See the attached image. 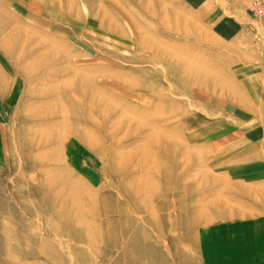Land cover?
Instances as JSON below:
<instances>
[{"label":"rangeland","instance_id":"374dc122","mask_svg":"<svg viewBox=\"0 0 264 264\" xmlns=\"http://www.w3.org/2000/svg\"><path fill=\"white\" fill-rule=\"evenodd\" d=\"M249 2L0 0V264L264 251Z\"/></svg>","mask_w":264,"mask_h":264},{"label":"crops","instance_id":"0c3cea01","mask_svg":"<svg viewBox=\"0 0 264 264\" xmlns=\"http://www.w3.org/2000/svg\"><path fill=\"white\" fill-rule=\"evenodd\" d=\"M225 222V221H224ZM232 224H230V226H232ZM226 227L229 225H225ZM229 226V227H230ZM217 231V230H216ZM207 239H202L199 237V244L201 247V250L203 252L202 254V261L200 260V264H215L213 261H210L207 258L206 255V250L205 247H209L208 246V241H205ZM258 243V241H257ZM151 249V251H156L155 253L157 255L155 256H150L148 254V249L147 248H143V256L139 255L137 258H135V260L133 261L134 264H169L168 262V255L166 252L162 253V251L160 250V252L157 251V248L154 246H150L149 247ZM241 257L239 258V261H230L229 264H264V251H260V252H255L253 254H249L248 252L245 253H241L240 254ZM250 257V259H249ZM103 257L101 256V254L99 255V250L97 251V254L94 258L89 259V263L90 264H106V262L104 261V259H102ZM102 259V260H101ZM88 262V259H87ZM129 264H132V260H130Z\"/></svg>","mask_w":264,"mask_h":264},{"label":"built area","instance_id":"2783aa9c","mask_svg":"<svg viewBox=\"0 0 264 264\" xmlns=\"http://www.w3.org/2000/svg\"><path fill=\"white\" fill-rule=\"evenodd\" d=\"M264 9V0H250L248 3V11L257 16L256 10Z\"/></svg>","mask_w":264,"mask_h":264}]
</instances>
